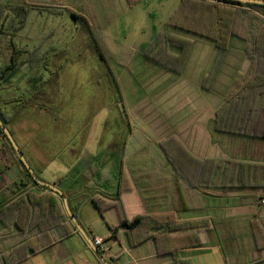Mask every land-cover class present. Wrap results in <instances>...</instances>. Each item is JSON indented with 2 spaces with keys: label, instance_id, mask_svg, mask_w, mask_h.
<instances>
[{
  "label": "rangeland",
  "instance_id": "obj_1",
  "mask_svg": "<svg viewBox=\"0 0 264 264\" xmlns=\"http://www.w3.org/2000/svg\"><path fill=\"white\" fill-rule=\"evenodd\" d=\"M26 1L38 3L41 0H0V3L23 4ZM180 2L62 0V6L85 15L91 22V28L97 35L94 37L106 61L99 57L84 24L73 19L67 10L52 14L46 10L32 9L22 26L19 27L18 21L12 24V35L0 34V66L9 65L12 58L16 65L20 64L13 79L6 83L12 88L19 84L20 89L14 97L19 102L10 103L5 109L13 115L8 129L13 132L17 145L24 150L31 146H75L77 150L73 149L72 154H83L81 158L95 155L102 149L119 151L122 146L125 149L128 146L129 149L131 146H147L143 154L138 155L133 154L135 151L130 153L125 150V160L130 157L133 164L151 163L158 166L161 165L160 160L152 147L158 146L159 142L164 144L168 140H175V136L182 134V129L197 122V114L205 120L200 126V137L204 135L208 140L213 139L208 125V109L202 116L203 111L192 109L187 102L200 92L205 99L211 96V92L200 87L199 81L205 67L206 71L210 68L215 49L207 39L167 26L168 19ZM11 16L6 12L5 22ZM166 31L193 40L190 54L193 53L191 56L189 54L184 75L183 69L181 75L167 86L164 84L170 80L172 72L160 69L140 55L144 47L153 44L157 35L155 42L162 43L166 55L171 56L175 48L168 47L165 36L162 37ZM234 41L244 44L237 38ZM240 46L233 47L228 57L231 68L226 70L224 67L225 72L234 73V69H238L241 61L245 60ZM14 48L20 52L14 53ZM147 54L154 57L149 50ZM112 77L120 88L126 116L121 111ZM195 137L194 133L192 139L196 141ZM0 139L1 146H11L1 133ZM207 202L218 203L208 198ZM84 211L83 216L77 214L83 230L91 224L94 233L106 236L108 229L99 214L88 206ZM183 217H191V214ZM70 226H73L71 221ZM74 229L85 244L83 237ZM68 242L75 251L74 241ZM103 243L106 251L102 255L107 259L109 240L104 238ZM216 249L227 256L228 250L223 245ZM191 259L193 264H207L204 256Z\"/></svg>",
  "mask_w": 264,
  "mask_h": 264
},
{
  "label": "trees",
  "instance_id": "obj_2",
  "mask_svg": "<svg viewBox=\"0 0 264 264\" xmlns=\"http://www.w3.org/2000/svg\"><path fill=\"white\" fill-rule=\"evenodd\" d=\"M32 9L46 10L52 14L69 11L73 19L84 24L99 57L106 61L101 46L95 39L97 35L91 28V22L85 15L62 6V0H41L38 3L26 1L23 4L0 3V34L12 35L10 31L12 24L18 21L19 27L22 26ZM6 12L12 15L7 22ZM167 26L213 43L215 56L200 83V87L205 91L212 89L228 52L230 38L236 37L245 43L248 68L244 72H237L232 78L222 104L213 113L211 130L227 136H248L264 106V6L241 4L231 0H181L178 8L168 19ZM163 36L168 47L175 48L171 56L166 55L162 43L155 42L158 39L157 35L153 44L144 47L140 55L143 59L155 63L160 69L172 72L170 80L164 84L167 86L181 75L191 52L193 40L169 31ZM148 50L154 57L147 54ZM133 57L132 55V59ZM166 63L170 65L167 66ZM15 65L16 62L12 58L9 66L2 71L1 79L5 78L6 73ZM112 81L121 102V111L126 116L120 88L113 77ZM0 120L4 125L9 122L1 113ZM0 133L3 134L1 129ZM174 139L164 144L159 142L158 146L152 147L160 160L161 165L158 166L151 163L133 164L130 157L125 160V150H129L130 153L135 151L133 154L138 155L143 154L147 146L138 148L131 146L130 149L129 146L126 149L122 146L119 151L106 149L107 151L97 152L75 181L87 193L81 198L74 199H69L64 194L76 219L82 201L93 192L95 194L90 196L89 201L99 213L109 208L116 210L128 246L135 247L145 239H150L155 243L158 254L172 253L171 251L176 252L197 242L192 234L181 237V234L176 236L175 233H180L183 229L195 231L200 226H205L203 220L183 223L176 221L172 215L188 210L186 204L182 203L183 189H194L199 184L198 179L205 165L210 166V176L205 188L259 189L258 196L261 198L264 195L262 158L216 157L210 161L195 150L187 137L180 134ZM25 172L39 191L28 190L2 206L0 223L9 224L11 221L14 231L20 233L13 239L14 246H19L14 251L21 248L26 254H33L37 248H46L76 231L70 226L59 196L38 185L27 169ZM166 237L173 240V243H167ZM90 253L94 256L91 251ZM20 258V255H17L16 258L8 259L6 254L2 253L0 264H16ZM167 264L188 263L184 260H175Z\"/></svg>",
  "mask_w": 264,
  "mask_h": 264
},
{
  "label": "crops",
  "instance_id": "obj_3",
  "mask_svg": "<svg viewBox=\"0 0 264 264\" xmlns=\"http://www.w3.org/2000/svg\"><path fill=\"white\" fill-rule=\"evenodd\" d=\"M234 38L236 37H231L229 40L228 52L213 83L212 90L209 91L211 96L205 99L206 97L204 98V95L200 92V94H196L197 97L190 98L187 102L188 105H192V109L203 111L202 116L205 115L206 109H208L207 112L210 113L208 125L213 139L208 140L204 135L200 137L202 131L200 126L204 124L205 120L198 117V114L195 124L192 122V124L182 129V136L187 137L195 150L210 161L216 157L262 158L264 161V106L261 108L248 136H227L216 134L211 130L213 113L222 104L232 78L237 72H244L248 68L249 62L244 50L245 43L238 44L234 41ZM239 45H241L240 49L245 54V60L241 61V66L238 69H234V73H227L225 71L231 68L228 57L233 52V47H239ZM13 50L14 53L20 52L16 48ZM27 61H24V63ZM8 66H0V113L9 119V122L5 125L7 129L13 115L5 109L9 107L10 103L19 102V99L14 97L17 96L20 89L19 84H16L17 86L14 88H12V85L8 86L9 84H6L13 79L20 64L15 65V68L6 73L5 78L1 79L2 71ZM224 67H226V70ZM206 70L205 67L201 78L207 72ZM218 81L220 82L218 83ZM199 82L201 83V81ZM196 84L198 86V83ZM188 87H191V85L188 84ZM8 130L10 131V129ZM10 133L13 137V132L10 131ZM194 133L196 141L192 139ZM1 145L0 139V208L28 190L39 191L38 187L26 174V169L20 159L16 157L17 155L14 153L12 146ZM18 148L37 180L58 188L69 199L81 198L84 193H87L75 181L88 165L94 156L93 154L85 158H81L83 154L79 156L78 152H75L74 155L72 151L73 149L77 150L75 146H31L26 150L21 146H18ZM209 174L210 166L205 165L198 179L199 184L194 189H183L182 203L186 204L188 210L172 213L174 219L179 222L187 223L194 220L205 222V226H200L195 231L183 229L182 232L175 233L176 236L181 234V237L192 234L197 239V242L193 245L183 247L176 252L158 254L155 243L150 239H145L135 247L128 246L116 210L109 208L99 213L89 201L93 192H90L88 197L84 198L76 216L77 214L83 216L85 214L84 209L88 206L103 219L108 229L106 236L94 233L95 229L91 224L86 225L84 231L89 238L100 237L103 240L104 238L109 240L108 252L106 253L108 264H167L175 260H184L188 264H193L191 258L194 256H204L207 264H264V205H260L258 201V198H260L258 196L259 189H207L205 187ZM207 198L216 200L218 203L207 202ZM189 213L191 217H183ZM19 234V232L14 231L11 221L9 224L7 222L0 223V254L5 253L8 259L20 255L21 260L16 264H98L90 251L87 250V245L77 237L75 232L60 241L53 242L46 248H37L36 253L33 254H26L21 248L14 251L19 246H14L13 239ZM67 241H74L75 251L70 248L72 245ZM165 241L169 244L173 243V240L167 237ZM221 245L228 250L226 257L216 249Z\"/></svg>",
  "mask_w": 264,
  "mask_h": 264
},
{
  "label": "water",
  "instance_id": "obj_4",
  "mask_svg": "<svg viewBox=\"0 0 264 264\" xmlns=\"http://www.w3.org/2000/svg\"><path fill=\"white\" fill-rule=\"evenodd\" d=\"M231 1L239 2L241 4H256V5L264 6V0H231ZM0 129H1L2 133L4 134V136L6 137V139L11 144V146H12L13 150L15 151L17 157L20 159V161L22 162L24 167L31 174L33 179L37 183H39L41 186H44V187L48 188L49 190H51L52 192H54L55 194H57L59 196V198L62 200L66 215L68 216L69 220L72 222V224L76 228V230L79 232V234L83 237V239L85 241V244L88 246V249L94 254V256L100 262V264H108L106 259L104 258V256L100 253L98 248H96L94 246L91 238H89L87 236V234L85 233V231L81 227L80 223L78 222V220L76 219L74 214L71 212V210H70V208L68 206L67 198L64 195V193L62 191H60L58 188H56V187H54L52 185H49L47 183H44L42 181L37 180L36 176L32 172V170L29 167L27 161L25 160V158L23 157L21 151L19 150L16 142L14 141L10 131L7 129V127L3 124V122L1 120H0Z\"/></svg>",
  "mask_w": 264,
  "mask_h": 264
},
{
  "label": "built area",
  "instance_id": "obj_5",
  "mask_svg": "<svg viewBox=\"0 0 264 264\" xmlns=\"http://www.w3.org/2000/svg\"><path fill=\"white\" fill-rule=\"evenodd\" d=\"M259 204H260V205H264V196H262V197L259 199ZM92 242H93L94 246H95L96 248H98V250L100 251V253L106 251V248L104 247L103 240H101L100 238H98V237H94V238H92Z\"/></svg>",
  "mask_w": 264,
  "mask_h": 264
}]
</instances>
